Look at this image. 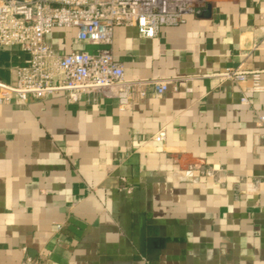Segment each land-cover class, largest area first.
Returning <instances> with one entry per match:
<instances>
[{"label":"crops","instance_id":"0c3cea01","mask_svg":"<svg viewBox=\"0 0 264 264\" xmlns=\"http://www.w3.org/2000/svg\"><path fill=\"white\" fill-rule=\"evenodd\" d=\"M210 5L156 38L114 30L128 81L176 79L177 90L148 87L125 112L64 92L0 106V264H264V93L219 76L259 71L264 84V2ZM47 42L98 50L75 30ZM27 59L0 48V84Z\"/></svg>","mask_w":264,"mask_h":264},{"label":"built area","instance_id":"2783aa9c","mask_svg":"<svg viewBox=\"0 0 264 264\" xmlns=\"http://www.w3.org/2000/svg\"><path fill=\"white\" fill-rule=\"evenodd\" d=\"M214 1L0 0V48H19L28 58L27 64L17 69L14 85L0 84V106L12 103L26 106L33 100H46L64 92L70 102L82 95L114 98L118 100L119 110L125 112L136 95L148 96V87L156 98L177 90L176 79L128 81L123 65L113 54L114 30L145 26L148 36L156 38L163 28L185 24L189 16ZM260 18L264 20V12ZM57 29L75 30L79 42L98 50L95 53L56 52L47 38ZM261 29L264 34V26ZM219 76L235 82L250 81L247 94L264 93L259 71L227 68ZM241 102L249 104L251 101L243 95ZM258 125L264 126V115L258 116ZM166 139L165 130L154 137L158 143ZM25 264L35 262L27 257Z\"/></svg>","mask_w":264,"mask_h":264},{"label":"water","instance_id":"95a60500","mask_svg":"<svg viewBox=\"0 0 264 264\" xmlns=\"http://www.w3.org/2000/svg\"><path fill=\"white\" fill-rule=\"evenodd\" d=\"M211 13V5L207 6V9L199 11L197 14H210Z\"/></svg>","mask_w":264,"mask_h":264}]
</instances>
